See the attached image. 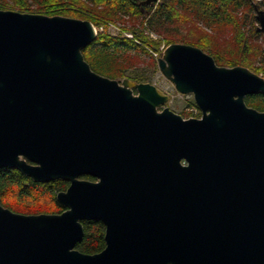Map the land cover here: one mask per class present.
Here are the masks:
<instances>
[{"label": "water", "instance_id": "95a60500", "mask_svg": "<svg viewBox=\"0 0 264 264\" xmlns=\"http://www.w3.org/2000/svg\"><path fill=\"white\" fill-rule=\"evenodd\" d=\"M96 35L87 19L0 8V168L70 182L60 213L0 204V264H264V111L244 100L264 77L167 45L158 68L200 110L183 118L157 110L155 85L93 71ZM93 219L105 246L83 253Z\"/></svg>", "mask_w": 264, "mask_h": 264}, {"label": "trees", "instance_id": "16d2710c", "mask_svg": "<svg viewBox=\"0 0 264 264\" xmlns=\"http://www.w3.org/2000/svg\"><path fill=\"white\" fill-rule=\"evenodd\" d=\"M9 1L13 10L91 21L97 27V35L82 54L93 71L109 78L148 80L141 71L126 73L127 67L138 61L141 53H146L147 48L157 49L160 44L149 38L146 31L157 33L165 46L190 44L211 55L217 65H241L264 77V44L259 41L264 34L257 29L254 9L255 4L264 9V0H153L149 4L146 0ZM6 2L0 0V8H8L4 5ZM126 20L133 23L128 26L123 23ZM107 23H119V30L129 31L133 38L122 36L121 32L110 34L106 31ZM101 25L105 28L98 31ZM150 62L149 65L156 67L155 61ZM244 100L248 106L264 111L263 94H249ZM192 105L199 116V108L195 102ZM182 114L187 115V112ZM67 185L62 178L36 182L17 169L3 167L0 168V204L17 213H60L63 207L57 202L56 194ZM81 223L83 236L75 248L90 254L101 251L105 246L104 224L94 219Z\"/></svg>", "mask_w": 264, "mask_h": 264}, {"label": "rangeland", "instance_id": "374dc122", "mask_svg": "<svg viewBox=\"0 0 264 264\" xmlns=\"http://www.w3.org/2000/svg\"><path fill=\"white\" fill-rule=\"evenodd\" d=\"M5 1L7 2L4 5H7L8 7L6 9H12L9 7V5L11 4L10 1L9 0H5ZM4 5L2 4V6ZM123 23L129 26L133 23V21L126 20ZM134 23H135V26H137L138 21ZM106 25H107L106 31H108L112 35L113 34L117 35L121 32L119 30V27H120L119 23H116V24L107 23ZM256 25L258 26V22L256 23ZM104 28L105 27L101 25L100 27H98V31H102ZM147 33L149 35L148 36L149 38L155 41H160L158 48L157 49L147 48L148 51L146 53L145 52L141 53L138 61H135L132 65H129L127 67L126 73L128 75H131V74H135V72H140V71L144 72L146 76L148 77L147 82L155 85L156 87H158L160 90H162L164 93L168 95V100L165 103H163L161 106H159L158 109L165 106L171 109L172 111H174L175 113L180 114L183 118L200 117V115L196 116L198 110L192 105V103L194 102L193 95L191 93L182 94L178 92L175 89L173 83L162 74V72L158 68V65H156V67L149 65L151 64L150 60L155 61L157 63V60L161 56V53L163 51L161 49H163V47H166V46H165V43L161 41V37L157 33L153 31H148V32L146 31V34ZM128 34H131V33H129V31H123L121 32L120 35L133 38L132 34L131 36H128ZM225 36L224 38H226ZM259 41H261L264 44V35L259 37ZM183 111H185V113L187 112V115L182 114Z\"/></svg>", "mask_w": 264, "mask_h": 264}, {"label": "flooded vegetation", "instance_id": "af4514ba", "mask_svg": "<svg viewBox=\"0 0 264 264\" xmlns=\"http://www.w3.org/2000/svg\"><path fill=\"white\" fill-rule=\"evenodd\" d=\"M144 82H147V81H144ZM134 93H136V90L134 89ZM165 107V106H164ZM164 107H162V108H160V109H158L157 108V110H159V111H161ZM84 176H89V177H91V178H87V177H84ZM78 179H81V180H89V181H92V182H95V181H98V178L97 177H95V176H92V175H88V174H82V175H80V176H78ZM67 181V180H66ZM68 182V185H67V187L69 186V184H70V182L69 181H67ZM66 187V188H67ZM66 188H65V190H66ZM61 191H63V190H61ZM61 205V204H60ZM62 206V205H61ZM63 207V210H65L66 209V207H64V206H62ZM62 210V211H63ZM83 221V220H82ZM81 221V222H82ZM99 221V220H98Z\"/></svg>", "mask_w": 264, "mask_h": 264}, {"label": "built area", "instance_id": "2783aa9c", "mask_svg": "<svg viewBox=\"0 0 264 264\" xmlns=\"http://www.w3.org/2000/svg\"><path fill=\"white\" fill-rule=\"evenodd\" d=\"M96 29H97V27H96ZM128 36H131V34H128ZM165 47H163V49H164ZM163 49H161V50H163Z\"/></svg>", "mask_w": 264, "mask_h": 264}]
</instances>
